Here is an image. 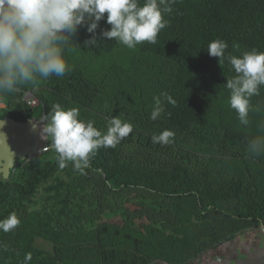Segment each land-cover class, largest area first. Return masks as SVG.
Returning <instances> with one entry per match:
<instances>
[{"label":"rangeland","instance_id":"obj_1","mask_svg":"<svg viewBox=\"0 0 264 264\" xmlns=\"http://www.w3.org/2000/svg\"><path fill=\"white\" fill-rule=\"evenodd\" d=\"M143 44L133 50L117 43L101 54L66 48L67 64L82 69L95 87L97 94L92 103L79 105L57 91L59 77L53 75L21 85L15 94L4 95L0 99V117L7 112L38 115L45 100L50 107L59 103L66 109L77 108L79 119L94 121L102 132L108 120L118 116L133 128L112 148L120 165L157 174L159 178L175 166L187 167L202 187L229 206L235 201L221 195L231 192L234 183L241 180L246 201H264V155L252 156L247 152V142L226 136L228 132L262 134L258 123L264 121V86L258 96L251 98V104L262 111L250 113V124L241 125L227 103L229 90L225 84L235 75L228 65L219 97L209 106L203 124L185 132L165 127L161 116L155 121L150 118L153 98L168 93L177 64L143 50ZM237 46L232 55L250 51ZM28 91L41 99L39 108L27 107ZM165 129L174 133L171 142L154 144L152 136ZM53 160L57 161L55 171L28 199L0 185V220L15 214L20 221L15 230L0 231V264H25L28 254L31 259L27 264H92L116 249L126 261L131 253H138L137 249L174 259L197 246L200 227L207 219L197 210L194 199L164 197L144 187L109 188L100 174H91L88 167L76 169L72 162L59 167L57 153L47 139L40 152L17 158L9 178L0 174V183L26 185L35 170ZM119 178L142 184L124 173ZM163 180L159 179L161 182L155 186L172 189L177 184Z\"/></svg>","mask_w":264,"mask_h":264},{"label":"trees","instance_id":"obj_2","mask_svg":"<svg viewBox=\"0 0 264 264\" xmlns=\"http://www.w3.org/2000/svg\"><path fill=\"white\" fill-rule=\"evenodd\" d=\"M169 2L172 11L164 14L168 21L166 27L158 33L155 44L144 42L142 48L176 62L177 68L168 91L176 103L173 106L165 102L160 122L165 127L185 132L204 123L209 106L219 97L229 65L227 60L219 62L218 58L209 56L208 44L217 39L226 41L228 44L226 55H232L234 45L264 52V0H174V2L169 0ZM140 3L142 4L143 0H140ZM108 29L110 25L106 23V19L101 20L96 29V44L85 47V41L93 34L87 32L86 25L78 26L73 37H69L67 49L77 48L96 54L110 50L117 42L100 35L102 31ZM69 67L70 71L59 77L56 90L64 92L79 105L89 106L97 94L94 85L86 78L82 69ZM44 103L47 115L51 107L47 100ZM6 115L18 120L33 117L31 114L21 116L9 112ZM226 136L245 142L255 137L245 132H228ZM113 152L112 148H99L90 157L88 166L89 172L94 175L100 174L109 188L117 190L122 186L144 187L164 197L192 198L197 210L207 219L205 225L200 227L197 246L191 248L185 256L178 255L173 260L190 259L206 250L214 241L264 223V201L256 203L246 201L240 189L241 180L234 183L231 192L221 195L226 200L235 201L233 206H229L221 203V200L216 199L218 197L202 187L187 167L175 166L171 171L161 174L159 178L157 174L120 165L115 161ZM56 165V160L46 162L31 174L26 185L19 183L0 185L28 199L39 184L52 175ZM120 173L134 177L142 184L121 179ZM159 179L177 184L172 189L166 186L156 187L155 184L161 182ZM137 250L138 253H131L128 261L126 257L122 258L120 253H116L119 251L116 249L113 253L99 256V263L94 260L92 264H147L152 259L160 258L154 253L151 255L147 250Z\"/></svg>","mask_w":264,"mask_h":264},{"label":"clouds","instance_id":"obj_3","mask_svg":"<svg viewBox=\"0 0 264 264\" xmlns=\"http://www.w3.org/2000/svg\"><path fill=\"white\" fill-rule=\"evenodd\" d=\"M171 11L169 0H143L142 4L140 0H0V99L15 94L21 85L53 75L62 77L70 71L64 53L78 26L86 25L87 32L93 34L85 41V47H92L97 42L99 22L106 19L110 29L100 35L134 50L144 42L156 43L158 33L168 23L164 14ZM227 48L226 41L217 39L208 44L207 53L219 62L227 60L235 73L225 84L229 90L227 103L239 123L248 126L250 113L262 111L251 104V98L264 86V52L252 49L240 56L226 55ZM153 99V121L164 112L165 102L176 103L167 92ZM79 116L77 108L66 109L55 103L40 120L43 138L50 140L61 168L72 162L76 169L83 170L99 148H114L133 132L132 126L118 116L108 120L104 132L94 126V121ZM258 128L262 134L249 139L246 146L252 156L264 155V121ZM173 136L165 129L153 135L152 142L168 144ZM19 224L17 216L10 214L0 220V231H13ZM30 259V254L26 255L25 264Z\"/></svg>","mask_w":264,"mask_h":264},{"label":"crops","instance_id":"obj_4","mask_svg":"<svg viewBox=\"0 0 264 264\" xmlns=\"http://www.w3.org/2000/svg\"><path fill=\"white\" fill-rule=\"evenodd\" d=\"M147 264H264V228L254 226L214 241L185 261L157 258Z\"/></svg>","mask_w":264,"mask_h":264},{"label":"water","instance_id":"obj_5","mask_svg":"<svg viewBox=\"0 0 264 264\" xmlns=\"http://www.w3.org/2000/svg\"><path fill=\"white\" fill-rule=\"evenodd\" d=\"M41 150V128L33 117H0V174L4 178H9L17 158L25 159ZM260 226L264 228V223Z\"/></svg>","mask_w":264,"mask_h":264},{"label":"built area","instance_id":"obj_6","mask_svg":"<svg viewBox=\"0 0 264 264\" xmlns=\"http://www.w3.org/2000/svg\"><path fill=\"white\" fill-rule=\"evenodd\" d=\"M25 102L28 105L29 108L35 109L39 108L41 106V99L33 92V91H28L25 95ZM46 115L45 107H41V112L38 115L33 116L35 122H37L40 127L43 125V122L40 121L41 118Z\"/></svg>","mask_w":264,"mask_h":264},{"label":"bare ground","instance_id":"obj_7","mask_svg":"<svg viewBox=\"0 0 264 264\" xmlns=\"http://www.w3.org/2000/svg\"><path fill=\"white\" fill-rule=\"evenodd\" d=\"M42 127H43V125L40 127L41 128V143L43 145L45 143V139L43 138Z\"/></svg>","mask_w":264,"mask_h":264}]
</instances>
